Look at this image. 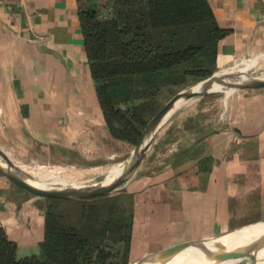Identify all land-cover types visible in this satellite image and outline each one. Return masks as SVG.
I'll return each instance as SVG.
<instances>
[{"label": "crops", "instance_id": "crops-1", "mask_svg": "<svg viewBox=\"0 0 264 264\" xmlns=\"http://www.w3.org/2000/svg\"><path fill=\"white\" fill-rule=\"evenodd\" d=\"M115 0H0V145L24 159L106 163L110 131L80 11ZM219 25L216 67L264 52V0H209ZM215 67V68H216ZM216 130L200 136L207 129ZM130 195L128 262L177 242L264 219V86L173 112L122 189ZM0 174V223L19 256L45 236L38 196ZM22 248V250H20Z\"/></svg>", "mask_w": 264, "mask_h": 264}, {"label": "trees", "instance_id": "trees-1", "mask_svg": "<svg viewBox=\"0 0 264 264\" xmlns=\"http://www.w3.org/2000/svg\"><path fill=\"white\" fill-rule=\"evenodd\" d=\"M79 14L108 127L133 143L163 105L158 95L165 87L212 74L218 41L228 32L209 0H115L109 14L97 8ZM129 202L124 192L98 197L80 226L47 217L40 253L24 256L0 223V264H127Z\"/></svg>", "mask_w": 264, "mask_h": 264}, {"label": "bare ground", "instance_id": "bare-ground-1", "mask_svg": "<svg viewBox=\"0 0 264 264\" xmlns=\"http://www.w3.org/2000/svg\"><path fill=\"white\" fill-rule=\"evenodd\" d=\"M256 65L257 59H247L244 61L243 66L239 69L235 70L234 68V71H229L228 68H224L223 70L212 74L210 78L194 85L193 89L202 91L206 85H211L210 90H220L222 88H226L228 92H231V90H234L235 88L238 89L243 84L252 82L253 76L264 78V74H254L255 69H252V67H255ZM243 67L244 69H242ZM228 92L226 95H228ZM188 99L189 96L179 98L175 105L168 111L165 119L168 118L178 106L181 104L183 105ZM8 152L9 151H6V153L10 156L9 153L11 150L9 153ZM10 158L12 157L10 156ZM132 161L133 157H129V159L124 161H118L111 164L109 163L107 165L99 164L91 167L94 171H100L106 174L102 180L93 182H84L83 180L76 179V177H70L68 171H70V169L75 170L73 165L69 166L63 164L45 167V163L43 165H30L26 162L20 161L16 164L22 177L36 186L60 190H81L92 187L95 184H103L102 187L106 189L112 185V183L120 175L124 174L130 168ZM0 164L6 168L12 169L11 164L1 154ZM262 236H264V222L256 223L220 236L217 239L210 240L203 247L191 246L176 254L174 257L166 260H159L157 255L151 254L150 256H152L155 260L152 261L150 258H145L147 256L146 255L141 262L134 260L130 264H235L234 262L237 260L235 258V254L239 251L247 249L260 240ZM253 264H264V255L258 258V260Z\"/></svg>", "mask_w": 264, "mask_h": 264}, {"label": "rangeland", "instance_id": "rangeland-1", "mask_svg": "<svg viewBox=\"0 0 264 264\" xmlns=\"http://www.w3.org/2000/svg\"><path fill=\"white\" fill-rule=\"evenodd\" d=\"M254 58L257 59V65H256L257 67L256 66L252 67V69H255L254 74H259V75L264 74V52L240 56L229 64L217 66L213 70L212 74H214L218 71H221L224 68H228L229 71H232V70L234 71V68H235V70H237L241 66H243L245 60L254 59ZM231 68H233V69H231ZM242 69H244V67ZM198 80H200V79H195L193 77H189L187 82H183V83H179V84L174 83V84H171V85L165 87L158 95L159 101L162 104H164L173 95H175L179 90L183 89L184 87H186L189 84L197 82ZM222 89H223V91H211V92H207L206 94H196L197 96L193 95V96L189 97V99L183 105L181 104L180 106H178L173 112L177 111V113H178L181 111V114H183V113L192 112L196 108L199 109L201 104H204V102L209 100L210 98H213V97L214 98L215 97H219V98L221 97L222 98L224 95H226L228 90L226 88H222ZM217 90H219V89H217ZM238 90H240V89L235 88L234 90H231V92H228V95L231 94L232 91L237 92ZM141 101L142 100H137L135 103L142 104ZM165 117L163 118L161 125H163V123L167 120V118L165 119ZM135 145H136V143H135ZM122 146L123 147L121 148V152L117 155H114V157H111L110 159H108V161L106 163H92V164H83V165L70 164V163L68 164V161L61 159L59 157L57 158L59 160H56V161L42 162V161L37 160V159L36 160L35 159L32 160L31 158L30 159H24V158L18 157L16 154H13L12 152H10V153L8 152V153L12 157L13 161L14 162L16 161L15 163H17L19 161L20 162H26L30 165H39V164L43 165L45 163L44 164L45 167H52L54 165H63V164L69 165V166L73 165V167L76 171L71 170V169H70V171L67 170L70 177H76V179L83 180L84 182H93V181L102 180L106 174L104 172L94 171L91 169V167L97 166L99 164L100 165H107L109 163L111 164V163L118 162V161H124L130 157V155L132 153V148H133L132 145L127 144V143H123ZM2 148L5 151H9L8 149H6L4 147H2ZM86 170H88V171H86ZM56 184H58V183H56ZM121 189L122 188L116 189L113 192H110V193H107L104 195L115 194L116 192H118ZM30 194L32 196H35V197L38 196L37 200L39 201L41 208L46 215L45 221H46L47 217L55 215V216H57L58 219H63L65 222H67V223L69 222V223L77 225V226H80L82 224V222L85 220V218H86L85 215L88 211V205L90 204V202L97 201L98 197L104 196V195H97V196H90V197H86V198L68 199V198L39 196V195H36L32 192H30ZM103 224H104V219H103L102 215H100L98 218V221L96 222V226L100 228L103 226ZM43 240H44V238H43ZM43 240L41 242H43ZM35 245H29L28 246L29 248L27 249V251L30 253L32 251H35V249L38 250L39 247H41V244H40V246L39 245L35 246ZM20 250H22V248H20ZM36 253H40V251H37ZM150 255L151 254L147 255L145 258H148V259L150 258V260H152V261L155 260ZM263 255H264V241H257L253 245L248 247L247 249L242 250L239 253H237L235 255V258L237 260L234 263L235 264H253L254 262H256L258 260V258L262 257ZM103 264H105V263H103Z\"/></svg>", "mask_w": 264, "mask_h": 264}, {"label": "water", "instance_id": "water-1", "mask_svg": "<svg viewBox=\"0 0 264 264\" xmlns=\"http://www.w3.org/2000/svg\"><path fill=\"white\" fill-rule=\"evenodd\" d=\"M212 75H209L207 77L201 78L195 83L189 84L183 89L179 90L175 95H173L168 101H166L156 112L155 114L148 120L145 128L142 131L141 137L136 143L130 158L133 157L132 164L130 168L122 175H120L109 187L104 189L103 184H95L92 187L81 189V190H60V189H52V188H44L40 186H36L27 180H25L20 172L18 171L17 164L10 158V156L6 153V151L2 148L0 145V154L11 164L12 169L6 168L0 164V171L5 174L8 178H10L12 181H14L16 184L21 186L22 188L36 194L39 196H46V197H58V198H68V199H77V198H86L90 196H97V195H104L110 192H113L116 189H120L123 187L125 182L134 174L137 167L139 166L141 160L145 156L147 150L151 147L157 132L159 130V127L161 126L163 118L166 116L168 111L175 105L176 101L185 96H193L196 94H206L207 92L211 91H223L221 90H210L211 85H206L202 91L194 90L193 87L197 83L210 78ZM252 82L243 84L239 89L248 88V87H258V86H264V78H260L258 76L252 77ZM215 128H210L207 130H204L200 136L208 135L212 132H214ZM147 139V140H146ZM129 159V158H128ZM264 222V219L256 220L252 222L245 223L243 225L218 232L215 234H211L208 236L200 237V238H194V239H188L183 240L180 242H177L175 244H172L170 246H167L165 248H162L156 252H152L150 254L157 255V258L159 260H166L171 257H174L176 254L180 253L181 251L191 247V246H205L207 242L210 240L217 239L220 236L226 235L228 233H231L233 231H236L238 229H242L244 227ZM258 241H264V236L260 238ZM240 252V251H239ZM237 252V253H239ZM236 253V254H237ZM235 254V255H236ZM149 255V254H148ZM144 259V257L137 259V262H141Z\"/></svg>", "mask_w": 264, "mask_h": 264}]
</instances>
